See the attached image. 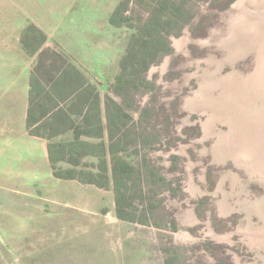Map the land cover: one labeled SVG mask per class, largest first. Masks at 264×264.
<instances>
[{"label":"rangeland","instance_id":"1","mask_svg":"<svg viewBox=\"0 0 264 264\" xmlns=\"http://www.w3.org/2000/svg\"><path fill=\"white\" fill-rule=\"evenodd\" d=\"M151 1L0 0V264H234L222 242L177 241L180 231L198 236L202 229L201 224L179 222L186 201L185 165L180 155L163 157L162 152L180 146L183 137L187 79L175 40L204 37L237 0H168L172 4L162 11L167 15L162 25L146 32L151 34H145L147 42H134V53L152 62L145 70L141 62L127 67L116 85L132 34L154 13ZM120 3L128 19L120 14L118 24H111L110 15ZM179 20L186 23L176 34ZM40 41V49L28 51ZM165 42L167 51L162 52ZM44 52L52 56L49 65L43 63ZM68 64L98 90L101 109L106 97L123 104L132 120H122L135 122L144 143L127 160L145 158L157 172L150 179L153 189L131 188L121 199L125 219L116 214V195L105 178H97L102 182L97 185L53 175L71 167L97 172L95 154L105 137L82 135L70 149L65 146L73 138L70 129L48 136L47 124L43 136L30 133L36 124L28 121V111L35 119L53 105V111L65 107L70 112L83 105L79 98L71 104L62 100V85H51L59 66ZM34 68L37 83L30 103ZM139 194H146V211Z\"/></svg>","mask_w":264,"mask_h":264},{"label":"water","instance_id":"2","mask_svg":"<svg viewBox=\"0 0 264 264\" xmlns=\"http://www.w3.org/2000/svg\"><path fill=\"white\" fill-rule=\"evenodd\" d=\"M187 96L178 154L185 206L202 232L177 241L224 243L234 264H264V0H237L210 33L179 37Z\"/></svg>","mask_w":264,"mask_h":264},{"label":"trees","instance_id":"3","mask_svg":"<svg viewBox=\"0 0 264 264\" xmlns=\"http://www.w3.org/2000/svg\"><path fill=\"white\" fill-rule=\"evenodd\" d=\"M152 1H154L156 4L154 13L151 12L149 18L144 20L143 23H141V25L136 28L138 33L132 34L133 37L130 41V47L126 54L122 57L120 63V73H118L116 76V85L123 82V75L127 67H133L138 62H141V64H143V70H145L152 62V59L146 62L142 53H134V42L135 40L147 42V40H145V34H151L146 32L151 31L152 28L162 25L161 19L167 18L166 14H162V11L164 8H171L172 4V1L168 0ZM123 4L124 3L118 4L110 15L109 22L111 24H118L116 19L118 15H122L123 13ZM121 17L123 20L128 19V16L122 15ZM185 23V20H179V22H177L178 27L175 32L176 34L180 32ZM41 35L44 37V34L41 33ZM136 36H139V38ZM162 37L163 36L161 35L160 38ZM42 44L43 41H40L34 49L28 51H36L40 49ZM164 51H167L166 42L162 52ZM42 58L44 59L43 63L45 65H49L53 62L52 56L47 52H44V54L42 53ZM35 72L36 71L34 68L30 74V103L33 102L32 94L37 83ZM72 74H75V80L71 78ZM57 84H60L63 87V90H61L62 100H69L71 104L79 98L80 103L83 105L79 111L73 112H70V110L67 111V108L65 107H58L55 111H53L55 107H57L56 105H53L48 113L43 112L35 119L30 118V111H28V121L30 123L32 122L31 125L36 124L33 126L32 130H30V133L37 136H43L40 131L47 124H50V128H48L50 130L48 131V136L55 135L70 129L73 132V138L65 143V146L69 147L70 149L76 148L80 144V137L82 135L88 137H105L106 143L102 141L98 143V146L101 147V151L98 154H95L99 158L98 164L96 165L97 172H93L92 170H84L83 168L77 170L76 168L71 167L65 170L64 174L54 170L53 175L57 177L77 178L80 181L95 183L97 185H102V182L97 180V178H105L107 182L113 187L116 195V214L118 217L125 219L124 210L120 206L121 199L127 198L126 195H128V191L131 188L137 189L139 187L142 190L145 189V187H151V189H153L154 180L151 181L150 179L157 177L155 168L145 158H140L138 161L127 160L131 154H136L133 149L136 148L137 151V148H139L140 145L141 147L144 146V143H141L139 140V132L135 133V122L130 124L125 123V121L122 120V116L126 117L127 119H131L126 108L122 103L114 104V102L110 100V97H106V101L103 104V109H101V98L98 90L74 65L68 64L59 66V68L55 71L51 81V85L55 86ZM113 88L115 89L114 86ZM115 92L118 93L117 90ZM51 96L48 95V98L53 99L52 97L54 96ZM110 103L114 104V113L110 109ZM102 112H104L103 116ZM74 114L75 118L73 116ZM55 117L56 122L53 123L52 120L53 118L55 119ZM55 123L58 125H55ZM82 145L88 146V142L84 141ZM131 150L133 152H131ZM49 152L51 153V149ZM71 152H74V150ZM122 154H124L125 157H123ZM82 155L83 154H80L79 158H77L76 161L72 163L75 165L80 160V156ZM159 179L161 178L159 177ZM123 180L125 181L124 183L120 182ZM129 182H131V184H128ZM146 193L148 194L149 192ZM129 195L136 196V194ZM138 197L142 203V208L144 207V211H146V194H139Z\"/></svg>","mask_w":264,"mask_h":264}]
</instances>
